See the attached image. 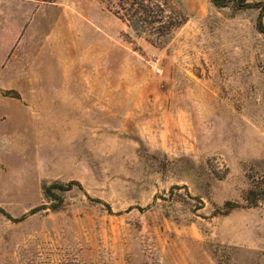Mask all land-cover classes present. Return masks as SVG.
<instances>
[{
    "label": "rangeland",
    "instance_id": "obj_1",
    "mask_svg": "<svg viewBox=\"0 0 264 264\" xmlns=\"http://www.w3.org/2000/svg\"><path fill=\"white\" fill-rule=\"evenodd\" d=\"M249 3L0 0V264H264Z\"/></svg>",
    "mask_w": 264,
    "mask_h": 264
},
{
    "label": "trees",
    "instance_id": "obj_2",
    "mask_svg": "<svg viewBox=\"0 0 264 264\" xmlns=\"http://www.w3.org/2000/svg\"><path fill=\"white\" fill-rule=\"evenodd\" d=\"M45 1H52V0H45ZM212 2L215 5L221 6V7L227 6L229 3H235L236 6H238L239 8H247L250 6L249 0H212ZM138 4H139L138 8H135L133 10H127V11L132 12L133 16L138 15L140 12L146 14V16H149L152 13L151 9L148 6L144 5V2L143 3L138 2Z\"/></svg>",
    "mask_w": 264,
    "mask_h": 264
},
{
    "label": "crops",
    "instance_id": "obj_3",
    "mask_svg": "<svg viewBox=\"0 0 264 264\" xmlns=\"http://www.w3.org/2000/svg\"><path fill=\"white\" fill-rule=\"evenodd\" d=\"M0 14H1V8H0Z\"/></svg>",
    "mask_w": 264,
    "mask_h": 264
}]
</instances>
